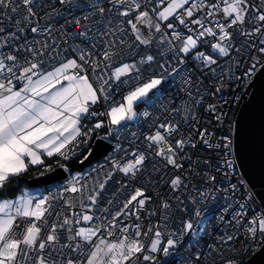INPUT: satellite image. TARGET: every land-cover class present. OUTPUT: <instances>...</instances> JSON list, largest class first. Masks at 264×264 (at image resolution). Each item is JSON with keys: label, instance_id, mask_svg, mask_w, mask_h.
<instances>
[{"label": "snow or ice", "instance_id": "6c2138e0", "mask_svg": "<svg viewBox=\"0 0 264 264\" xmlns=\"http://www.w3.org/2000/svg\"><path fill=\"white\" fill-rule=\"evenodd\" d=\"M261 76L264 0H0V191L95 130L115 139L66 186L0 198V264H160L181 248L184 264H245L264 193L240 178L224 106ZM214 193L226 204L208 215Z\"/></svg>", "mask_w": 264, "mask_h": 264}, {"label": "water", "instance_id": "95a60500", "mask_svg": "<svg viewBox=\"0 0 264 264\" xmlns=\"http://www.w3.org/2000/svg\"><path fill=\"white\" fill-rule=\"evenodd\" d=\"M234 156L242 179L257 193H264V76L258 77L249 91L248 98L240 105L234 127ZM111 145L98 138L91 147V156L77 165L85 170L101 160ZM67 172L58 168L43 176L27 181L30 188L47 187L62 182ZM257 201L260 203L259 198ZM246 264H264V246H261Z\"/></svg>", "mask_w": 264, "mask_h": 264}, {"label": "built area", "instance_id": "2783aa9c", "mask_svg": "<svg viewBox=\"0 0 264 264\" xmlns=\"http://www.w3.org/2000/svg\"><path fill=\"white\" fill-rule=\"evenodd\" d=\"M57 7H61L59 4H57ZM174 92H169V95H174ZM249 95V91L247 93V95L241 94V97L239 100L236 101V103L234 105H232L231 108H228L227 105H225V109L228 110L230 112V118H231V127H232V133L231 135H233V139H234V127H235V118L238 112V109L240 107V105L242 104V102L248 98ZM232 97V93L230 92L228 95V99L231 100ZM114 99L116 101H120L122 100V96L119 92L115 93ZM104 108L107 107V105L103 106ZM145 108V107H144ZM141 109L140 111L144 110ZM98 119H103V120H107V117H100ZM96 122V119L93 118H89V121H85V124L89 127H91L92 124H94ZM108 131L107 128H103V129H98L95 130L92 135H91V139L89 140L87 145L81 144L79 149L73 154V153H69V157L65 158L63 156H61L60 161L61 163H68L71 160H73L74 158L78 157L79 155H84L85 153L87 154L89 152V150L91 149L94 141L98 138H101L103 140H105L107 143H109L111 145V149L110 151L98 162L92 164L90 167H88L86 170L83 171V173H87L89 172L92 168H98L101 164H103L105 162L106 157L109 156V154L112 153V149L114 147L115 144V139L114 137L111 136H106L105 133ZM107 137V139H106ZM234 149V147H233ZM235 159V156L233 157ZM235 163H236V159H235ZM240 178L241 175H240ZM72 178L67 177L65 180H63L59 185L57 186H53L50 187L47 191H45L43 194H48L50 191H56L59 188H61L62 186H66L68 184V182L71 180ZM216 199L215 200H209L208 201V207L210 209V211H208V215H212V213H218L220 212V210L224 207V205L226 204V200L224 199L225 194L224 193H214ZM230 199H232V203L233 206L236 203L235 198L230 197ZM257 203H259L257 201ZM216 223V220H212L210 221V223L208 224V229L209 231H211L212 226ZM210 242V241H209ZM260 247H255L250 254L245 255L244 257H242V259L245 261V264L248 262V260L253 256V254L259 249ZM158 255V259L160 261V264H184V261L182 259V257L187 256V250L181 248L175 255H170V256H164L162 253L157 254Z\"/></svg>", "mask_w": 264, "mask_h": 264}, {"label": "trees", "instance_id": "16d2710c", "mask_svg": "<svg viewBox=\"0 0 264 264\" xmlns=\"http://www.w3.org/2000/svg\"><path fill=\"white\" fill-rule=\"evenodd\" d=\"M86 155H87L86 153L82 156L79 155L78 157L74 158L73 160H71L70 162L66 164L61 163L60 155H57L56 157L52 159L45 160V162L42 165L29 168L26 172L20 174L17 177L12 178L10 182L7 184L6 191H0V198L6 199L9 197L16 196L22 191L23 188H30L27 185L28 180L43 176L58 168H63L64 170H66L67 173L78 171L77 165L85 158ZM81 173H83V171ZM59 184L60 183L52 184V185L57 186ZM52 185L51 187H53ZM44 188H45V191H47L50 187L47 186Z\"/></svg>", "mask_w": 264, "mask_h": 264}, {"label": "rangeland", "instance_id": "374dc122", "mask_svg": "<svg viewBox=\"0 0 264 264\" xmlns=\"http://www.w3.org/2000/svg\"><path fill=\"white\" fill-rule=\"evenodd\" d=\"M144 105H141L137 110L140 111L141 109H143ZM66 171V170H65ZM83 171V170H82ZM81 170H78V171H75V172H72V173H67V175L72 178L73 176H75L76 174L78 173H81L82 172ZM53 186V185H52ZM51 187V185L49 186ZM25 191H27L28 193L30 194H33V193H44L45 192V188L44 187H37V188H23L22 191L17 194L16 196L14 197H9V198H6V199H16L18 198L19 196L23 195L25 193Z\"/></svg>", "mask_w": 264, "mask_h": 264}, {"label": "crops", "instance_id": "0c3cea01", "mask_svg": "<svg viewBox=\"0 0 264 264\" xmlns=\"http://www.w3.org/2000/svg\"><path fill=\"white\" fill-rule=\"evenodd\" d=\"M56 156H57V155H54V156H52V157H47L46 154H45V155L42 156V159H43V161L45 162V160H47V159H52V158H54V157H56ZM40 165H42V164H40ZM40 165H29V168L37 167V166H40ZM29 168H28V169H29Z\"/></svg>", "mask_w": 264, "mask_h": 264}, {"label": "clouds", "instance_id": "9594fccd", "mask_svg": "<svg viewBox=\"0 0 264 264\" xmlns=\"http://www.w3.org/2000/svg\"><path fill=\"white\" fill-rule=\"evenodd\" d=\"M90 167V166H89ZM86 170V169H85ZM84 171V170H83ZM67 177H69L68 175H67ZM61 183V182H60Z\"/></svg>", "mask_w": 264, "mask_h": 264}]
</instances>
